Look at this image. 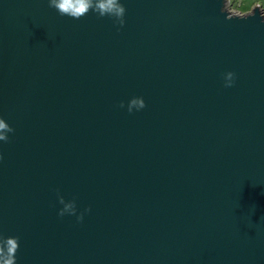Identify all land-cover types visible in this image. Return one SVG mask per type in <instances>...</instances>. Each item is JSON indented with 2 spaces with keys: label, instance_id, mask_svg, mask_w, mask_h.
Returning a JSON list of instances; mask_svg holds the SVG:
<instances>
[{
  "label": "water",
  "instance_id": "water-1",
  "mask_svg": "<svg viewBox=\"0 0 264 264\" xmlns=\"http://www.w3.org/2000/svg\"><path fill=\"white\" fill-rule=\"evenodd\" d=\"M121 3L123 27L0 0V235L17 264H264L260 9Z\"/></svg>",
  "mask_w": 264,
  "mask_h": 264
},
{
  "label": "clouds",
  "instance_id": "clouds-1",
  "mask_svg": "<svg viewBox=\"0 0 264 264\" xmlns=\"http://www.w3.org/2000/svg\"><path fill=\"white\" fill-rule=\"evenodd\" d=\"M49 6L56 9L61 16H68L77 20L85 17L92 11L101 18L111 17L120 27L125 25L126 8L121 3V0H49ZM254 7L260 9V16L262 20H264V0H255ZM226 15L228 20L234 19L231 15ZM223 79L224 87L231 88L235 85L236 74L234 72H227L224 74ZM119 107L124 108V103H120ZM145 108L146 103L143 98H133L127 107L130 114ZM13 132L14 129L11 128L3 118H0V141L8 142V134ZM2 159L3 156L0 155V160ZM57 195L59 203L63 205L62 210L59 212V216H77L78 222H83L84 213L78 214L75 200H73L72 203H66L63 196L59 195L58 190ZM85 212L90 213L91 208L86 209ZM19 247L18 237L5 238L0 235V264H17L16 255Z\"/></svg>",
  "mask_w": 264,
  "mask_h": 264
},
{
  "label": "rangeland",
  "instance_id": "rangeland-1",
  "mask_svg": "<svg viewBox=\"0 0 264 264\" xmlns=\"http://www.w3.org/2000/svg\"><path fill=\"white\" fill-rule=\"evenodd\" d=\"M255 0H227V10L232 14H247L254 11Z\"/></svg>",
  "mask_w": 264,
  "mask_h": 264
}]
</instances>
